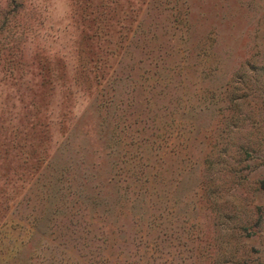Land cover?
Listing matches in <instances>:
<instances>
[{
	"label": "rangeland",
	"instance_id": "obj_1",
	"mask_svg": "<svg viewBox=\"0 0 264 264\" xmlns=\"http://www.w3.org/2000/svg\"><path fill=\"white\" fill-rule=\"evenodd\" d=\"M0 264H264V0H0Z\"/></svg>",
	"mask_w": 264,
	"mask_h": 264
}]
</instances>
